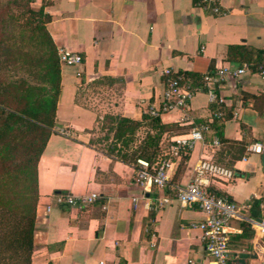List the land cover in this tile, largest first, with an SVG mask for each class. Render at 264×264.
I'll use <instances>...</instances> for the list:
<instances>
[{
	"label": "crops",
	"instance_id": "1",
	"mask_svg": "<svg viewBox=\"0 0 264 264\" xmlns=\"http://www.w3.org/2000/svg\"><path fill=\"white\" fill-rule=\"evenodd\" d=\"M218 4L216 14L200 0H32V8L42 7L49 15L44 27L54 47L78 54L81 61L59 65L51 130L65 128L68 134L51 131L36 164L30 264H211L200 230L190 226L203 218L202 212L173 197L174 187L186 183L202 158L235 172L230 182L210 186L238 205L248 204L226 226L228 264H264V237L247 220L264 217L259 154L244 149L233 157L236 143L245 147L264 140V82L256 72L248 69L216 88L228 117L216 131L208 127L203 143L180 158L169 155V142L189 125L174 111L159 118L162 124L179 125L161 136V155L173 160L167 188H142L135 180V162L119 156L130 153L149 130L142 116L148 104L159 101L164 68L192 82V76L200 78L220 65L242 64L225 59L229 45L264 50V0ZM209 104L204 89L194 91L188 106L194 123L210 124ZM120 117L142 122L127 147L113 136ZM103 130L109 136L98 138ZM213 137L220 139L218 146L211 145ZM102 141L107 143L102 146ZM90 193L97 198L83 207L57 205L53 199L54 194ZM163 195L169 201L158 206L155 199Z\"/></svg>",
	"mask_w": 264,
	"mask_h": 264
},
{
	"label": "trees",
	"instance_id": "2",
	"mask_svg": "<svg viewBox=\"0 0 264 264\" xmlns=\"http://www.w3.org/2000/svg\"><path fill=\"white\" fill-rule=\"evenodd\" d=\"M31 2L0 0V264H30L36 164L54 125L60 85L56 48L44 27L49 15L42 7L32 8ZM263 54L264 50L236 44L227 46L225 59L246 63L250 71L256 72L264 65ZM201 77L192 76V83H199ZM209 106L212 120L206 124L216 131L219 122L228 117V110L224 111L217 102ZM142 120L149 130L130 153L119 156L135 164L137 158L143 159L151 166L163 157L162 134L175 132L179 125L162 124L158 117L146 114ZM141 125L142 122L117 118L113 136L127 147ZM244 149L242 142L236 143L233 157ZM241 226L245 228L246 224L241 222Z\"/></svg>",
	"mask_w": 264,
	"mask_h": 264
},
{
	"label": "built area",
	"instance_id": "3",
	"mask_svg": "<svg viewBox=\"0 0 264 264\" xmlns=\"http://www.w3.org/2000/svg\"><path fill=\"white\" fill-rule=\"evenodd\" d=\"M218 2L219 0H200V5L217 14L220 13ZM207 3L209 5H206ZM56 55L59 65H76L81 61L78 54L68 52L63 48L56 49ZM248 69L249 67L246 63H242L237 67L220 65L213 71L204 73L201 81L197 84L186 81L180 72L170 67L162 70L163 89L159 101L156 104H148L144 114L149 117L160 118L162 115L174 111L178 113L179 122L189 125L185 132L172 137L168 146L169 155L177 159L189 153L196 143H203L204 134L208 131L206 123H194L189 115V101L194 91L204 89L209 102L223 104V99L216 93V88L228 78L239 76ZM256 74L264 82V65L256 71ZM220 115L221 112H218L217 116ZM51 131L63 136L68 134L65 128H55ZM211 145H219L217 137L212 138ZM245 150L255 154L264 152V140L247 144ZM242 159L245 160L244 158ZM136 164L135 180L142 188L154 186L163 190L170 184L169 172L173 165V160L170 157L163 156L151 166L143 159H137ZM234 177L235 172L231 168L216 164L210 159L202 158L193 165L192 173L186 183L174 187L173 197L180 205L195 206L203 214V218L200 221L194 222L190 226L200 230V238L212 259L211 264H228L226 226L229 220L240 217L241 209L246 208L248 204L238 205L225 196L217 195L211 190L215 189L210 186V182L220 181L227 183L233 180ZM96 198V193L78 197L61 194L53 195L54 202L57 205L67 204L77 207L90 204ZM134 200L135 198H133ZM155 200L158 206H162L169 201V198L163 195ZM259 206L263 208L264 203H260ZM49 209L50 206L45 207V211ZM247 220L254 226L257 233L264 237V217L259 220H254L253 218H247ZM149 236L153 239L154 233L150 232ZM153 245L154 242L151 240L150 246ZM190 263L191 260H187L186 264ZM99 264L103 263L99 262Z\"/></svg>",
	"mask_w": 264,
	"mask_h": 264
},
{
	"label": "water",
	"instance_id": "4",
	"mask_svg": "<svg viewBox=\"0 0 264 264\" xmlns=\"http://www.w3.org/2000/svg\"><path fill=\"white\" fill-rule=\"evenodd\" d=\"M259 163L262 171L264 172V152L259 154ZM262 199H264V193L261 195Z\"/></svg>",
	"mask_w": 264,
	"mask_h": 264
},
{
	"label": "rangeland",
	"instance_id": "5",
	"mask_svg": "<svg viewBox=\"0 0 264 264\" xmlns=\"http://www.w3.org/2000/svg\"><path fill=\"white\" fill-rule=\"evenodd\" d=\"M100 132H103V133H100ZM100 132H98V133H99L98 135L100 136V137H98V138L103 137V135H104V136H109V132H108V131H104V130H103V131H100ZM101 134H102V135H101ZM142 135H143V133H141L140 136H142ZM100 143H101L102 146H103L105 143H107V141H106V142H105V141H102V142H100Z\"/></svg>",
	"mask_w": 264,
	"mask_h": 264
}]
</instances>
